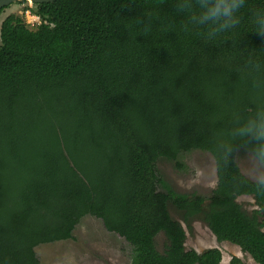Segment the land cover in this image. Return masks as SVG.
<instances>
[{
  "label": "trees",
  "instance_id": "1",
  "mask_svg": "<svg viewBox=\"0 0 264 264\" xmlns=\"http://www.w3.org/2000/svg\"><path fill=\"white\" fill-rule=\"evenodd\" d=\"M181 2L55 0L35 4V29L2 20L0 264H40L35 247L72 239L86 215L130 246L131 264H220L217 248L185 249L168 203L187 228L202 219L218 243L264 264V188L240 172L248 150L234 135L264 111V0H245L239 23L211 34ZM190 150L215 162L206 204L157 174L159 157ZM241 195L254 199L250 214Z\"/></svg>",
  "mask_w": 264,
  "mask_h": 264
},
{
  "label": "rangeland",
  "instance_id": "2",
  "mask_svg": "<svg viewBox=\"0 0 264 264\" xmlns=\"http://www.w3.org/2000/svg\"><path fill=\"white\" fill-rule=\"evenodd\" d=\"M35 4L30 1L15 2L0 13V24L8 15L14 14L22 19L30 29L34 22L33 10ZM35 24V23H34ZM236 163L240 172L253 180V165L250 152L239 150ZM158 176L176 193L186 196L199 195L208 202L213 188L208 185L216 184L215 162L210 153L201 150H190L179 154L176 161L159 157L156 161ZM159 191L164 189L160 186ZM242 209L250 214L257 208L252 196L241 195L236 198ZM167 209L172 219L179 221L185 231L184 247L198 253L208 248L221 251L220 264H231L233 258L238 264H256L249 255L242 253L239 248L227 241L216 242L206 224L199 218H193L189 228L181 219V213L168 203ZM72 239L41 244L35 247V253L40 264H131L130 246L120 237L107 232L100 220L86 215L76 225ZM166 239L162 232L155 237V247L162 252Z\"/></svg>",
  "mask_w": 264,
  "mask_h": 264
},
{
  "label": "clouds",
  "instance_id": "3",
  "mask_svg": "<svg viewBox=\"0 0 264 264\" xmlns=\"http://www.w3.org/2000/svg\"><path fill=\"white\" fill-rule=\"evenodd\" d=\"M244 3L245 0H182L177 5V10L188 11L189 20L193 24L208 25L211 34L235 27L239 23L237 13L244 7ZM258 34L264 36V27L258 30ZM234 135L245 140L243 146L250 152L253 180L258 187L264 188V111L258 112L254 118L238 127ZM248 137H251L250 143L247 142ZM234 151H238L235 145L228 146L226 158ZM208 186L215 188L216 184L211 183Z\"/></svg>",
  "mask_w": 264,
  "mask_h": 264
},
{
  "label": "water",
  "instance_id": "4",
  "mask_svg": "<svg viewBox=\"0 0 264 264\" xmlns=\"http://www.w3.org/2000/svg\"><path fill=\"white\" fill-rule=\"evenodd\" d=\"M26 1H30L33 4H41V3H50L53 2L55 0H0V10L6 8L7 6L15 3V2H26Z\"/></svg>",
  "mask_w": 264,
  "mask_h": 264
},
{
  "label": "built area",
  "instance_id": "5",
  "mask_svg": "<svg viewBox=\"0 0 264 264\" xmlns=\"http://www.w3.org/2000/svg\"><path fill=\"white\" fill-rule=\"evenodd\" d=\"M33 18H34V22H33L32 26H34V25H38V24L40 23L39 18H38L36 15H33ZM34 23H35V24H34Z\"/></svg>",
  "mask_w": 264,
  "mask_h": 264
},
{
  "label": "bare ground",
  "instance_id": "6",
  "mask_svg": "<svg viewBox=\"0 0 264 264\" xmlns=\"http://www.w3.org/2000/svg\"><path fill=\"white\" fill-rule=\"evenodd\" d=\"M216 241V240H215ZM217 242V241H216Z\"/></svg>",
  "mask_w": 264,
  "mask_h": 264
}]
</instances>
